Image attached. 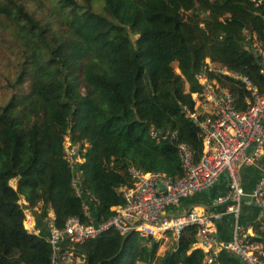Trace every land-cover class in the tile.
<instances>
[{
	"label": "trees",
	"instance_id": "1",
	"mask_svg": "<svg viewBox=\"0 0 264 264\" xmlns=\"http://www.w3.org/2000/svg\"><path fill=\"white\" fill-rule=\"evenodd\" d=\"M0 58L9 69L0 74V264H52L48 233L24 228L21 198L42 219L53 211L62 229L71 217L87 222L85 204L96 220H109L111 208L124 204L118 190L133 184L130 167L182 177L177 146L189 145L197 161L202 156V135L183 109L194 110L191 94L201 92L195 76L206 59L264 91V4L0 0ZM211 75L239 110L249 108L243 84ZM152 130L178 139L157 142ZM68 131L89 145L77 166L81 197L64 159ZM252 229L264 249V219ZM197 233L187 229L160 254L161 241L109 231L74 245L72 264H203Z\"/></svg>",
	"mask_w": 264,
	"mask_h": 264
},
{
	"label": "built area",
	"instance_id": "2",
	"mask_svg": "<svg viewBox=\"0 0 264 264\" xmlns=\"http://www.w3.org/2000/svg\"><path fill=\"white\" fill-rule=\"evenodd\" d=\"M256 5L264 0H251ZM227 76L239 81L249 91V108L238 109L234 96L211 75ZM201 87L199 94H191L195 102L194 110L184 107L183 112L202 135L203 151L199 161L195 152L184 143L177 146L183 169L180 178H171L163 172H145L130 167L128 173L133 180L131 187L122 186L118 192L123 205L111 208L113 216L99 222L88 204L83 207L86 223L77 217L69 218L64 227L55 226V214L49 212L47 242L52 248V264H72L75 258L74 245H83L115 231L123 237L132 234L153 238L164 245L170 239L175 246L179 238L189 228H197L194 248L204 253L203 264H220L217 253L225 250L236 255L244 264H264V249L254 243L253 235L239 224L244 197L249 196L259 207L264 219V175L250 193L243 187L241 169L254 165L264 156V91L247 77L236 71L214 67L209 59L195 76ZM64 137V159L75 170L72 186L81 197V173L77 166L84 162L88 144L82 146L70 136ZM157 141L172 139L177 141V133L151 131ZM222 177L227 181L224 194L213 199L211 206H223V212L194 208L179 215H169L171 208H177L184 198L211 189ZM15 184V182H14ZM90 202L97 201L87 193ZM19 205L24 212V228L34 235L39 231L34 222V211L22 197ZM36 211V209H35ZM225 215L235 221L231 241H220L216 236L218 223ZM80 263L85 260L78 258Z\"/></svg>",
	"mask_w": 264,
	"mask_h": 264
},
{
	"label": "crops",
	"instance_id": "3",
	"mask_svg": "<svg viewBox=\"0 0 264 264\" xmlns=\"http://www.w3.org/2000/svg\"><path fill=\"white\" fill-rule=\"evenodd\" d=\"M264 175V156L252 166H245L241 169L242 183L245 191L250 193L258 181ZM227 181L222 177L211 189L198 193L191 198L181 200L177 208H171L168 211L169 215H179L191 209L198 208L212 212H223L224 207H212L211 203L216 195H221L226 191ZM34 222L39 233H48V220L42 219L39 213H34ZM261 211L258 205L252 200H245L241 207L239 224L248 230L250 235L258 237L254 234L252 224L261 219ZM235 221L232 216L225 215L218 223L216 236L220 241H230L234 235ZM260 245V244H259ZM261 246V245H260ZM262 247V246H261ZM162 248H160L161 251ZM165 251V249H164ZM217 261L220 264H244L236 255L229 251L220 250L217 253Z\"/></svg>",
	"mask_w": 264,
	"mask_h": 264
},
{
	"label": "rangeland",
	"instance_id": "4",
	"mask_svg": "<svg viewBox=\"0 0 264 264\" xmlns=\"http://www.w3.org/2000/svg\"><path fill=\"white\" fill-rule=\"evenodd\" d=\"M1 61H2V59L0 58V74L3 73V72H8L9 71V69L5 65L4 61L3 62H1ZM12 185L15 186L14 183H12ZM160 248H162V249H161V251L159 250V252H160V254H163L164 253V249L166 248L165 245H162Z\"/></svg>",
	"mask_w": 264,
	"mask_h": 264
},
{
	"label": "water",
	"instance_id": "5",
	"mask_svg": "<svg viewBox=\"0 0 264 264\" xmlns=\"http://www.w3.org/2000/svg\"><path fill=\"white\" fill-rule=\"evenodd\" d=\"M248 199H250L249 196H245V197H244V201H245V200H248Z\"/></svg>",
	"mask_w": 264,
	"mask_h": 264
}]
</instances>
